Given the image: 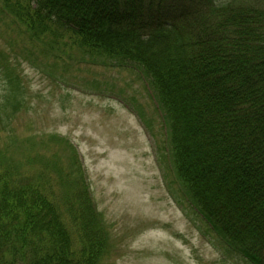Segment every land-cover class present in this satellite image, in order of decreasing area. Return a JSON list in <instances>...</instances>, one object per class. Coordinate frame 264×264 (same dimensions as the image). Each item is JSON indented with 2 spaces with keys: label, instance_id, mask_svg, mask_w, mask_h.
Instances as JSON below:
<instances>
[{
  "label": "trees",
  "instance_id": "1",
  "mask_svg": "<svg viewBox=\"0 0 264 264\" xmlns=\"http://www.w3.org/2000/svg\"><path fill=\"white\" fill-rule=\"evenodd\" d=\"M0 11L52 49L69 33L136 67L164 122L170 186L225 252L264 264V3L0 0ZM2 60L0 118L9 121L28 109V91ZM41 142L59 149L35 151L34 136L20 158L0 148V264H104L116 244L77 149L56 134Z\"/></svg>",
  "mask_w": 264,
  "mask_h": 264
},
{
  "label": "rangeland",
  "instance_id": "2",
  "mask_svg": "<svg viewBox=\"0 0 264 264\" xmlns=\"http://www.w3.org/2000/svg\"><path fill=\"white\" fill-rule=\"evenodd\" d=\"M11 18L0 11V57L19 74L28 109L9 121L1 116L0 148L20 158L28 151L23 141L34 136L35 151L54 152L55 142H41L50 134L74 145L116 244L104 264H249L225 252L178 184L170 186L164 122L140 71L80 48L69 33L52 49Z\"/></svg>",
  "mask_w": 264,
  "mask_h": 264
}]
</instances>
